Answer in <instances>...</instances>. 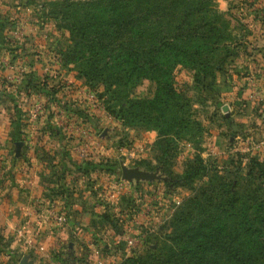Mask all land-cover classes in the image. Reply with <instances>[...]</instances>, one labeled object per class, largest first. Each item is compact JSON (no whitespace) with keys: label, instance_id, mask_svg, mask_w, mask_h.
I'll use <instances>...</instances> for the list:
<instances>
[{"label":"crops","instance_id":"0c3cea01","mask_svg":"<svg viewBox=\"0 0 264 264\" xmlns=\"http://www.w3.org/2000/svg\"><path fill=\"white\" fill-rule=\"evenodd\" d=\"M52 1L0 0V240L9 254L18 252L17 262L24 255L34 264L39 256H64L68 264H116L127 254V235L136 243L135 225L145 217L140 209L151 208L142 201L151 180H124L99 167L101 159L133 149L115 145L109 128L116 131L119 121L110 117L107 125L102 107L88 104L87 87L74 65L61 63L68 35L48 12ZM215 2L240 43L226 60L229 70H242L234 80L246 88L260 84L264 95V0ZM36 102L41 109L31 118ZM231 115L222 117L231 124ZM145 132L149 141L156 140L153 129ZM82 138L89 140L84 157L74 150ZM118 179L127 184L119 194L122 213L113 206L114 198H106ZM106 212L120 216V232ZM59 213L62 222L54 218Z\"/></svg>","mask_w":264,"mask_h":264},{"label":"trees","instance_id":"16d2710c","mask_svg":"<svg viewBox=\"0 0 264 264\" xmlns=\"http://www.w3.org/2000/svg\"><path fill=\"white\" fill-rule=\"evenodd\" d=\"M96 1L72 2L84 3L90 9L84 22L72 19L74 10L64 15L70 16L65 21L69 37L72 34L82 45L75 43L85 49L83 56L74 57L85 60L83 70H76V75L101 100L104 111L120 124L125 118L120 109L124 103L113 110L109 100L114 91L105 85V80L115 72L134 83L147 79L151 82V95L136 100L137 109L132 112L135 120L145 118L143 108H151L149 128L156 132L157 141L173 126L183 127L187 122L183 116L187 101H182V88L173 80V68L180 64L192 69V74L199 76L198 83L208 89L206 78L213 80L215 72L233 53L234 45H225L232 38L224 24L229 19L218 10L215 0ZM50 5V14L56 20V13L62 9L58 4ZM87 24L96 26L97 31L89 32ZM71 44L69 40L60 54L61 63L74 65L67 59ZM218 50L222 54L216 58ZM107 90L110 95L106 97ZM45 94L51 95L49 91ZM164 147L163 144L160 155L166 156ZM98 165L107 172L119 170L118 165L102 161ZM161 182L169 186L171 179ZM239 186L238 178L231 176L202 190L206 197L199 200L193 196L186 207L172 216L170 231L164 235L167 243L161 249L146 247L116 264H264V187L254 185L240 192ZM105 215L120 232L118 218L107 212Z\"/></svg>","mask_w":264,"mask_h":264},{"label":"rangeland","instance_id":"374dc122","mask_svg":"<svg viewBox=\"0 0 264 264\" xmlns=\"http://www.w3.org/2000/svg\"><path fill=\"white\" fill-rule=\"evenodd\" d=\"M54 1L50 3L54 6L58 4L57 7L62 9L61 13H56L55 23L61 26L69 37L65 21L71 16L72 19L84 22L83 19L86 20V15L90 9L84 3L81 5L72 4V2H84L85 0ZM96 3L100 4V1L97 0ZM50 7L51 5H49V13ZM94 9L96 8L92 10ZM72 10H74V13H69L70 16H64L66 11ZM224 24L227 28L226 33L232 36L230 40L226 41L225 45H239L238 39L234 38L233 35V23L228 20V23L225 22ZM87 28H89V32L97 31V27L94 25L87 24ZM69 38L67 39L68 44L69 40L72 44L67 53V59L74 63L75 71L79 68L83 70L85 60L82 57H74L83 56L85 49L75 43L80 41L75 39L72 34ZM229 48L230 46L227 47V49ZM218 52L215 54L216 58H219L222 50H218ZM234 68L229 70L228 63L225 61L222 69L216 71L213 80L206 78L205 81L209 82V86L208 89H203L197 80L199 76L193 75L192 69L180 64L175 65L173 80L178 87L182 88V101H187L183 113L187 122L184 123L183 127L173 126L167 135L161 136L160 140L153 142L149 141L148 134L145 132V130L151 129L149 128L151 125V108H143L146 115L143 116L145 118L142 120H135L132 113L137 109V99L150 97L151 82L147 79H142L140 83H134L133 79L126 81L118 72L110 73V76L105 80V85L107 87L110 85L109 89L114 91L111 96L113 100H109L113 110H116L121 102L124 103L123 106H120L122 107L120 109L125 118L116 131L113 129L114 127L109 128L111 139H116V146H119V144L128 145L134 152L132 155H127V152H125L107 157L105 160L101 159V161L113 166H119L120 163L124 164L123 162L126 164L137 163L143 170L155 171L165 176V179H152L150 182L151 189L144 190L149 191V194L146 193L147 198L142 196V201L144 203L149 201V204H147L151 205V208H144L145 210H143L141 204L138 201V203L134 202L132 199L133 206L139 207L138 209L141 208L140 210L145 217L135 225L138 232L134 234L136 243L126 247V256L141 252L146 247L148 249H151V247L161 249L167 243L164 235L170 231L172 216L179 209L186 207L188 200L193 196L199 200L206 197L207 193L204 191L208 187L214 186L222 178L236 176L240 184L238 189L240 192H244L246 188H251L254 185L264 187V151H262V148H264V125H262L264 122V95L259 90L260 84L259 87L258 84L254 86L252 84L247 85L246 88L240 81L236 82L234 77L243 75V73H240L241 69ZM243 90L245 96L242 94ZM84 93L88 104L93 109H97L98 104H92L87 93ZM104 95L107 97L110 92L107 90ZM100 101L98 100L99 107H102ZM125 106L128 108H125ZM223 106H225V110L221 109ZM225 112H227V115L228 113L232 114L229 118L231 124L227 123L226 118L223 119L222 116L225 115ZM105 116L109 120L107 125H111L112 117L106 112ZM161 126L165 127V124L162 123ZM113 131L117 133L115 134ZM235 132L236 136L234 135ZM116 135L118 137L113 138ZM163 144L164 149L167 151L166 156L160 155ZM139 146H141V150L138 149ZM258 153L259 155H257ZM252 158L254 161L251 160ZM104 172L108 173L105 170ZM118 174L119 170L118 173L116 172L117 177ZM187 175L188 177H186ZM167 176L171 179L169 186L161 182V180H167ZM126 186L127 184L123 182L120 189L116 191L112 188L110 191L114 192V196L107 194V199H115L113 206L116 204L118 208L120 207L119 199L124 189L127 190ZM144 191L143 193H145ZM117 207L116 209H118ZM129 208L131 209L130 206ZM117 212L122 213V210L119 208ZM121 222H124V218H121ZM129 233H131L130 230ZM141 240L144 241L143 244H141ZM4 249H6L4 243L0 240V250L4 256L0 257V264H17L15 255L18 252L9 250V254ZM2 250L4 251L2 252ZM6 250L8 251V248ZM8 254L9 256H7ZM53 256L55 255L53 254ZM42 257L44 256L37 257L36 264H68L63 259L64 256H61L60 260L50 259L49 257L42 259Z\"/></svg>","mask_w":264,"mask_h":264},{"label":"built area","instance_id":"2783aa9c","mask_svg":"<svg viewBox=\"0 0 264 264\" xmlns=\"http://www.w3.org/2000/svg\"><path fill=\"white\" fill-rule=\"evenodd\" d=\"M86 93L91 101L92 104H99L98 103V99L97 97L95 96L94 92L90 91L89 89L86 90ZM89 101V102H90ZM41 109V104L39 102H36L33 104L32 108L29 110V116L32 118V117H35L39 111ZM83 140H81L79 143H77V145H75L74 147V150L76 152V154L80 157H84L87 155L88 153V146H89V140L86 139V138H82ZM138 149H141V146L138 147ZM134 152V150H130L129 153H127V155H132V153ZM123 186V181L121 179H118V181L115 183L114 185V188L116 191L118 189H120V187ZM110 196H114V192H110L109 193ZM177 202V201H175ZM57 221H64V214L63 213H59L57 215H55L54 217ZM130 228H127V231H129ZM125 242H126V245H132L133 243V238L131 236H127L125 238Z\"/></svg>","mask_w":264,"mask_h":264},{"label":"water","instance_id":"95a60500","mask_svg":"<svg viewBox=\"0 0 264 264\" xmlns=\"http://www.w3.org/2000/svg\"><path fill=\"white\" fill-rule=\"evenodd\" d=\"M225 110V106L221 108ZM227 115V112H225ZM19 142H17L18 144ZM119 177L124 180H138V179H145V180H152V179H165V176H162L155 171H147L143 169H139L136 166H127L124 164H119ZM17 264H34L32 261L27 260L26 257L23 255L19 258Z\"/></svg>","mask_w":264,"mask_h":264}]
</instances>
